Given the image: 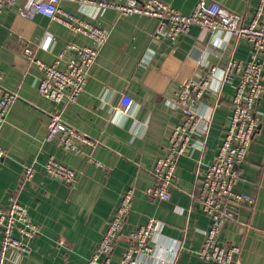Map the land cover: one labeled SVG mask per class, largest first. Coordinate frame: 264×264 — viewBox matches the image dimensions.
I'll use <instances>...</instances> for the list:
<instances>
[{"label": "crops", "instance_id": "0c3cea01", "mask_svg": "<svg viewBox=\"0 0 264 264\" xmlns=\"http://www.w3.org/2000/svg\"><path fill=\"white\" fill-rule=\"evenodd\" d=\"M164 1L190 13L198 0ZM217 1L243 14L247 21L255 15L257 0ZM61 7L110 32L85 90L63 112L69 125L97 142L94 148H83L105 168L89 162L86 154L64 151L55 141L44 142L55 104L40 95L41 72L24 54L30 45L38 58L52 63L68 42L92 45V40L45 15L29 19L13 9L5 10L0 19V70L3 85L19 98L12 104L0 136L7 151L0 165V201L19 198L41 230L32 240L30 254L19 257L13 253L6 264H88L122 193L132 187L135 196L113 264H118L129 245L131 231L150 217L158 220L154 252L141 255V264H207L198 250L210 220L192 193L225 135L233 84L214 79L211 90L199 102L198 111L209 116V130L206 137L195 138L191 151L180 158L171 199L153 198L146 190L153 183L155 160L167 153L169 136L182 120L183 111L173 105L180 84L202 76L208 64L224 67L232 56L249 59L252 45L246 39L199 25L174 41L158 39L154 36L158 19L151 16L120 17L114 9L71 0H63ZM68 57L66 54L64 60ZM261 59L264 62V54ZM256 114L259 125L246 160L238 165L236 186L255 201L243 204L239 216L228 220L223 232L224 242L242 249L234 264H264V93ZM50 155L78 172L75 183L46 175L44 163ZM26 163L37 167L31 181L23 177Z\"/></svg>", "mask_w": 264, "mask_h": 264}, {"label": "built area", "instance_id": "2783aa9c", "mask_svg": "<svg viewBox=\"0 0 264 264\" xmlns=\"http://www.w3.org/2000/svg\"><path fill=\"white\" fill-rule=\"evenodd\" d=\"M62 1L0 0V19L7 9H13L29 19L42 14L92 40V45L68 42L52 63L38 58L30 45L25 47L24 54L41 72L38 82L40 95L55 104V109L50 113L44 142L55 141L64 151L86 154L89 162L105 168L102 161L92 152L86 153L83 148L86 145L94 148L97 142L69 125L63 119V112L65 106L77 101L85 90L90 70L110 32L99 25L79 20L75 14L61 7ZM71 1L86 6L114 9L120 17L141 15L157 18L158 25L154 36L158 39L174 41L181 35L189 34L193 25H199L211 32L223 31L238 39H246L252 45L249 59L232 56L224 67L208 64L202 76L187 79L180 84L173 105L183 111L182 120L176 124L169 136L167 153L155 160L151 170L153 183L146 190L153 198L171 199L180 158L191 151L195 138L206 137L209 130V116L198 111L199 102L211 90L214 79L224 84H233L235 92L229 124L217 155L198 178V188L192 193V199L200 204L210 220L198 255L207 264H234L242 249L239 245L224 242L223 232L227 221L239 216L243 204L255 201L254 196L239 192L236 186L240 180L238 165L246 160L259 125L256 106L264 93V62L261 59L264 54V0H257L255 15L249 21L243 14L223 6L217 0H198L190 13H183L164 0ZM66 54L69 57L64 60ZM2 79L3 72L0 70V136L12 104L19 98L17 92L3 85ZM204 120L206 124L202 125ZM203 143L205 141L201 145ZM6 156L7 151L0 140V165ZM36 171L34 163L24 164V180L31 181ZM44 171L49 177L67 184H73L78 179V172L54 155L47 158ZM134 196L133 187L122 193L113 215L106 223L101 240L88 259V264H113V253L131 211ZM157 223V218L150 217L147 222L131 231L130 243L118 264H141V255L154 252L152 241L158 228ZM40 232V227L31 218L29 208L19 198L12 196L7 203L0 201V264H6L13 253L19 257L30 254L33 250L32 240Z\"/></svg>", "mask_w": 264, "mask_h": 264}]
</instances>
